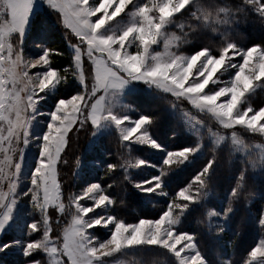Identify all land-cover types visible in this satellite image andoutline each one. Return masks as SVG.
Masks as SVG:
<instances>
[{"label": "snow or ice", "instance_id": "6c2138e0", "mask_svg": "<svg viewBox=\"0 0 264 264\" xmlns=\"http://www.w3.org/2000/svg\"><path fill=\"white\" fill-rule=\"evenodd\" d=\"M243 5L251 6L250 10L264 19V0H243L235 10L228 4L205 6L201 0H0V237L16 223L21 197H28L33 212L40 214L39 220L24 224L27 239L0 240V253L16 249L25 258L24 264H126L120 257L137 256L150 258L149 264H157L159 257H163L159 264H208L195 234L178 231V225L208 196L205 189L215 171V153L223 146L242 157L244 167L236 176L228 207L206 212L210 224L212 217L227 219L234 211L231 198L239 197L249 167L255 170L259 166L264 174V148L248 145L236 131L264 137V106L257 110L249 103L257 89L264 87V45L244 49L225 42L218 55L207 47L190 55L179 49L191 43L192 33L210 30L226 35L221 27L232 25L237 13H247L249 9ZM45 11L54 14L78 41L69 44L71 67L64 69L65 75L51 67L54 50L39 39L45 30L41 15ZM184 13L187 22L177 24V17ZM173 25L179 34L169 30ZM33 28L37 31L35 46L40 51L26 56L24 44ZM32 69L37 71L33 73ZM69 72L78 90L68 98L54 100L49 111H41L42 102L67 83ZM136 84L174 98L169 101L173 115L179 110L180 122L186 134L195 138L194 144L167 150L150 133L152 117L141 114L132 118L129 113L133 107L123 98L135 91L132 86ZM39 116L48 119L43 122L45 127L35 132L33 124L40 123ZM85 123L91 124L93 136L115 129L129 151L135 144L165 153L162 166L139 157L120 165L124 178L148 196L168 195L164 178L174 166L193 163L206 147L214 155L175 193L158 218L127 223L108 214L117 201L98 182L70 195L67 205L63 201L58 164L69 133ZM32 138L37 141L38 156L26 177L29 185L18 191ZM253 148L260 150L259 159L245 163ZM144 167L158 168L159 172L132 181L128 169ZM107 168L115 171L117 165L109 163ZM50 209L57 212V223L66 209H74L56 237L52 235ZM257 224L264 230V212ZM97 227L107 229L106 239L90 231ZM219 231L223 232V227ZM36 233H40L39 238H31ZM244 264H264V239L247 253Z\"/></svg>", "mask_w": 264, "mask_h": 264}, {"label": "rangeland", "instance_id": "374dc122", "mask_svg": "<svg viewBox=\"0 0 264 264\" xmlns=\"http://www.w3.org/2000/svg\"><path fill=\"white\" fill-rule=\"evenodd\" d=\"M201 3L205 6H211L213 4H228L235 10L236 6L242 5L243 0H201ZM248 8L247 13H237L235 21L230 26H222L221 32L226 29V35L213 33L209 31L196 32L191 34V43L183 45L179 52L190 55L194 51L200 48H210L214 55H218V49L223 46L225 42H234L240 48H248L253 45H264V19L253 13L250 9L251 6L243 5ZM42 19L44 20V31L40 34L39 39L43 44L54 50V54L51 56V61H58L60 63L61 75H65L64 69L71 67L72 50L69 47L70 43H78L76 38L70 33V31L64 29L58 22L57 17L54 14H50L47 11L43 12ZM127 19V17H125ZM187 22V13L182 16H178L176 23ZM170 31L177 32L179 29L175 25L171 26ZM200 37V41L196 43L197 49L193 50V38ZM221 36V37H220ZM37 40V31L35 28L31 30L25 40L24 48L26 56H35L39 53V49L35 46ZM202 41V44L200 42ZM51 43H55L54 46H49ZM64 47V49L62 48ZM59 49V50H57ZM135 51V49H132ZM58 52L60 55H56ZM86 59V58H85ZM239 58H237L238 60ZM62 62V63H61ZM66 62V64H65ZM65 65V66H63ZM51 67L56 69L54 62L52 61ZM90 67V65H89ZM42 70V69H41ZM37 69H32V72H36ZM67 83H62L58 86L56 95L46 102H42L40 109L43 112L49 111L53 106L54 100L59 98H68L74 94L79 85L75 81V78L71 75V72L67 74ZM227 79V75L224 77ZM91 83V77L89 75V84ZM135 91L130 95L123 98V102L129 103L133 107V111L129 114L133 119L138 118L139 115H148L152 117L153 123L150 126V133L154 139L162 144L167 150H175L183 148L195 143V138L190 137L186 134L183 125L180 122L179 110L173 115L172 106L169 101L173 100L170 95L158 92L156 90H149L147 86L143 84H136L132 86ZM185 107H190L186 102H182ZM249 103L252 104L257 110L264 106V87L258 88L257 91L249 98ZM194 112V110H193ZM48 117L39 116L37 120L40 123L34 122L33 131L39 132L45 127L43 123ZM206 119V118H205ZM215 129L218 128L214 122L207 121ZM79 130L74 129L69 133L67 147L62 154L61 162L58 164V180L61 184L63 201L67 205L68 198L72 194H79L82 189L89 183L98 182L106 190V193L113 197L117 203L112 206L108 214L116 216L118 219L123 220L127 223L138 222L139 219H156L159 217L162 211L167 207V204L175 196V193L186 186L195 174L206 164V162L213 157V152L209 148H205L202 156H197L193 163L183 165L180 167H173L169 171L165 179L164 191L168 193L167 196L160 195H144L139 193L133 184L124 178V171L120 167L127 160H135V158H143L150 161L152 164L161 165L162 157L165 155L164 152H159L151 149L147 146L131 145V151L127 147L122 145L119 134L112 129L110 132H105L102 135L93 136L94 129L90 123H85L83 126L77 125ZM221 132L226 130L220 129ZM248 145L259 144L264 148V137L258 135H250L242 129H237ZM205 135L207 133L205 132ZM103 143H105L106 149H103ZM125 144L127 142H124ZM208 144L207 139L204 141ZM68 145L70 148L68 149ZM98 152L99 155H95L94 152ZM38 156L37 141L32 138L31 143L26 149V157L22 166L21 184L18 187L19 190H26L29 185V180L26 179L28 174L34 167L35 160ZM216 163L214 165L215 171L208 184L207 191L208 196L202 202V206H197L198 210L186 214L182 219L180 225H178V231L181 232H192L189 227L193 224V219H197V233L196 236L197 244L201 253L205 256L208 264H222L224 260L230 261L231 258H223L225 255L215 254L212 250L213 243L219 237V231L217 227H221L227 224L229 218L235 212L237 207H240L241 203L247 207L250 203L246 199L245 194L248 193L249 180L260 181L264 177L259 166L253 170L251 167L248 168L247 180L245 181L244 187L240 191L238 198L232 199V207L234 211L230 214L227 219L222 217H212L211 224L206 217L208 210L222 211L228 207L230 192L236 187V176L239 170L244 167L240 163L239 155L232 154L230 148L225 145L215 153ZM260 156L259 149H252V154L245 160V163L249 161L258 160ZM80 161L79 166L77 161ZM66 161V163H65ZM109 163L117 165L115 171H109L107 165ZM158 168L144 167L141 169L130 168L128 174L132 181H141L150 178L152 175L158 174ZM111 184L113 187L108 188ZM81 203L91 204L90 201ZM251 204V203H250ZM50 214L53 218V237L59 236L64 226L70 220L69 212H74V209H66L65 214L59 217L60 222H56L57 212L55 209H50ZM97 209V212H100ZM264 212V202L259 205L257 210V216H254V224L258 227L257 221L260 214ZM251 213H249L250 215ZM193 215L194 218L188 220L187 218ZM246 214L242 217H244ZM39 220L40 214L34 213L31 205L29 204L28 197H21L19 201V210L16 213V223L13 224L12 228L0 237V240L10 241L13 238L27 239L23 235L25 229L24 224L33 220ZM259 228V227H258ZM99 239H106L108 231L105 228L97 227L91 229ZM201 233L202 237L205 236L204 241L207 243V249L202 247L198 234ZM259 240L264 239V230L260 229ZM40 233L34 234L31 238H39ZM255 243V245H256ZM253 245L252 248L255 246ZM251 248V249H252ZM40 258L42 254H38ZM126 264H135L136 261H140L141 264H149L150 258L145 257H120ZM163 257L157 258V264ZM245 261V259H244ZM25 258L16 250L9 249L5 253H0V264H24Z\"/></svg>", "mask_w": 264, "mask_h": 264}, {"label": "trees", "instance_id": "16d2710c", "mask_svg": "<svg viewBox=\"0 0 264 264\" xmlns=\"http://www.w3.org/2000/svg\"><path fill=\"white\" fill-rule=\"evenodd\" d=\"M221 37V36H220ZM200 37L195 36L193 38L192 49H197L196 43L200 41ZM55 43H51L49 46H54ZM202 44V41L200 42ZM64 49V47H62ZM59 50V49H57ZM60 71V63L52 60ZM62 63V62H61ZM66 64V62H65ZM65 66V65H63ZM70 145H68V149ZM103 149H106L105 143H103ZM95 155H99L98 152H94ZM250 190L245 194L247 200H249L248 206L241 203L240 207H237L235 212L229 218L227 224L221 226L224 231L220 232V227H217L219 231L218 239L213 243L212 250L215 254H225L222 257L232 260L233 264H244V259L247 257V253L251 250L252 246L255 245L260 235V228L254 224V216H257V210L260 204L264 202V177L260 181L249 180L248 181ZM249 213H251L249 215ZM246 214L244 219L242 217ZM194 216L190 215L187 219H193ZM189 229L197 233V219H193V224L190 225ZM202 247L207 249V243L204 241L205 236L202 237L201 233L198 234Z\"/></svg>", "mask_w": 264, "mask_h": 264}]
</instances>
